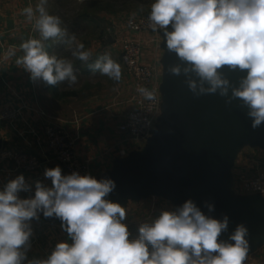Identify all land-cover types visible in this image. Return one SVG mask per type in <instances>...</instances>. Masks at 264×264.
<instances>
[{"label":"clouds","instance_id":"1","mask_svg":"<svg viewBox=\"0 0 264 264\" xmlns=\"http://www.w3.org/2000/svg\"><path fill=\"white\" fill-rule=\"evenodd\" d=\"M22 13L28 21L35 20L41 38L21 43L24 55L16 64L30 73L33 82L75 85L73 63L50 55L43 43L67 36L60 17L48 13L47 0ZM148 21L153 32H163L166 49L180 61L168 67L169 74L183 75L196 97L218 94L227 105L238 100L247 109L252 129L264 125V0H154ZM65 42L75 44L73 57L89 61L91 51L84 50L75 35ZM89 68L116 82L122 79L120 64L107 53ZM225 69L246 75L234 84ZM137 91L148 100L156 98L154 90L141 86ZM44 176L51 187L37 180L34 194L23 175L0 190V264H245L247 260L248 228L238 224L227 240L220 239L228 232L229 217L206 215L191 199L141 223L138 237L130 239L126 208L107 198L116 188L114 180L78 172L63 175L59 166L45 169ZM21 193L29 195L22 198ZM205 207L214 211L212 203L205 202ZM41 214L58 218L71 243L58 242L46 258L28 259L31 222Z\"/></svg>","mask_w":264,"mask_h":264},{"label":"water","instance_id":"2","mask_svg":"<svg viewBox=\"0 0 264 264\" xmlns=\"http://www.w3.org/2000/svg\"><path fill=\"white\" fill-rule=\"evenodd\" d=\"M159 48L162 108L158 124L142 150L115 159L111 169L96 179L115 181L116 188L107 198L123 207L159 198L175 209L191 199L206 215L216 219L227 215L229 229L222 240L243 223L249 230L248 259L264 247V198L235 196L233 168L244 149L264 150V125L252 129L247 109L238 100L227 105L218 94L194 96L183 75L168 73V67L180 61L166 49L163 32ZM224 71L234 84L246 75ZM205 202L214 204L213 212H208ZM45 220L61 225L55 217Z\"/></svg>","mask_w":264,"mask_h":264},{"label":"crops","instance_id":"3","mask_svg":"<svg viewBox=\"0 0 264 264\" xmlns=\"http://www.w3.org/2000/svg\"><path fill=\"white\" fill-rule=\"evenodd\" d=\"M85 1L77 0L75 3L81 6ZM38 3L39 0H0V33L13 32L7 44V47L13 49L10 51L12 54L6 56L0 78V112L8 107L22 108L18 121L13 123L0 121L1 148L33 152L43 160L50 161L48 168H51L53 163L43 138L42 126L45 119L40 117V113H44L48 120L59 122L58 124L64 127L74 138L78 155L91 161V175L97 178L111 169L113 161L120 158L119 154L122 150L129 151L117 127L122 116L129 109L128 101L133 95L132 83L122 71V79L119 82H114L115 90L121 98L117 105L95 106L90 109L91 113L85 112L84 115L78 116L68 115L64 117V115L59 114L56 106L62 104L68 97V94H62L60 84L49 86L42 80L33 82L30 73L22 65L16 64V60L24 55L19 47L21 43L31 38H41L39 32L34 29L35 20L28 21L26 15L22 13V10L29 6L35 9ZM66 39L68 40V38H64V40L49 39L43 43L48 53L54 55L53 48ZM154 53L157 55V51ZM146 56L148 61H151L152 55L148 51ZM157 60V62L161 60V55ZM95 61V57H90L86 63L81 61L76 66L77 72L89 76L93 73H99L98 71L93 72L89 68V65ZM89 69L90 72L88 73L87 70ZM159 69L161 70V67ZM258 171H264V150L247 148L241 151L233 168V176L251 175ZM18 175H23L26 182L32 185V194H34V175L16 172L9 162L0 160V190L9 180ZM20 195L22 198H27L29 193H21ZM125 208L127 218L124 223L130 230L136 227L133 217L141 211L142 204L130 202ZM31 227L33 235L30 238L31 247L27 253L28 259L46 258L58 242L71 243L61 225L32 221ZM246 264H264V247L250 256Z\"/></svg>","mask_w":264,"mask_h":264},{"label":"built area","instance_id":"4","mask_svg":"<svg viewBox=\"0 0 264 264\" xmlns=\"http://www.w3.org/2000/svg\"><path fill=\"white\" fill-rule=\"evenodd\" d=\"M114 46L119 51V61L124 74L130 78L133 86V95L128 101L129 109L122 116L117 127L123 136L124 143L129 151L122 150L120 158L129 153L142 150L147 140L152 136L161 116V95L159 91L161 83V70L154 69L148 61L146 53L149 47H155L161 55L159 48L161 32H153L149 27L148 16L128 20L122 26H114ZM120 32V36H118ZM6 55H0V78ZM154 90L156 98L146 99L137 91L138 87ZM22 108L8 107L0 112V121L16 122L19 120ZM43 138L51 156V168L59 166L66 175L78 172L80 175H91V161L81 158L76 149V141L69 132L59 125V122L48 120L44 113ZM113 152V151H112ZM0 160L9 162L13 170L23 174L34 175V180L43 182L51 187V180L45 178V169L50 167L48 161L43 160L33 152L0 149ZM232 192L238 197L261 196L264 198V171H258L251 175L233 176ZM35 222L45 223V217L41 214ZM127 225V224H126Z\"/></svg>","mask_w":264,"mask_h":264},{"label":"rangeland","instance_id":"5","mask_svg":"<svg viewBox=\"0 0 264 264\" xmlns=\"http://www.w3.org/2000/svg\"><path fill=\"white\" fill-rule=\"evenodd\" d=\"M75 1L77 2V0ZM75 1L47 0V11L50 15L60 17L61 27L67 31L65 38L75 35L76 41L84 44V50L91 51V57H95L97 60L107 53L116 62H119V51L114 46V26H122L130 19L148 16L151 5L154 3V0H86L81 6H78ZM10 32L0 33V55L9 56V52L13 50L7 47L10 37L13 35V32ZM118 36H120V32H118ZM64 42L53 48V54L58 58L69 59L73 63L77 83L72 86H69L67 82L60 83L62 94H68V97L66 96L67 98L62 104H57L58 113L64 117L78 116L84 115L85 112L91 113L90 109L95 106L117 105L121 98L115 90V81L100 73H93L90 76L78 73L76 66L81 61L72 56L75 44L69 46ZM154 51H156L155 47L148 48V53L152 55L149 62L157 70L161 67L160 61L157 62L161 54L157 51L156 55ZM124 76L130 80L125 74ZM132 204L136 203L132 202ZM137 204H142V209L133 217L136 227L129 230L130 239L138 237V228L141 223L152 222L162 210H174L170 203L159 198H150Z\"/></svg>","mask_w":264,"mask_h":264},{"label":"trees","instance_id":"6","mask_svg":"<svg viewBox=\"0 0 264 264\" xmlns=\"http://www.w3.org/2000/svg\"><path fill=\"white\" fill-rule=\"evenodd\" d=\"M87 72L89 73V72H90V69H89V70H87Z\"/></svg>","mask_w":264,"mask_h":264}]
</instances>
